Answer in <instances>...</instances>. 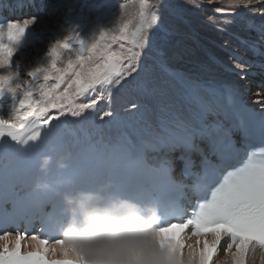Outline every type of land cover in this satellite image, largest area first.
<instances>
[{
    "label": "snow or ice",
    "instance_id": "1",
    "mask_svg": "<svg viewBox=\"0 0 264 264\" xmlns=\"http://www.w3.org/2000/svg\"><path fill=\"white\" fill-rule=\"evenodd\" d=\"M254 6L264 7V0H227L216 7V14L230 17L218 31L228 33L238 24L255 33L235 38L264 57V20L240 13ZM183 7L201 5L184 0ZM119 10L117 24L101 27L91 42L80 33L54 37L44 59L26 73L13 58L42 17L0 22V98L11 100L7 117L0 114V264H90L62 236L75 214L66 197L85 191L155 205L160 223L152 235L170 264H213L221 248L230 264H246L249 250L264 251V150L249 152L255 142L264 144V108L257 112L245 104L239 82L252 74V62L232 53L240 60L229 69L237 73L236 82L186 85L183 109L164 113L155 125L122 122L111 108V90L132 80L149 98L146 77L153 63L174 75L165 57L186 21L173 0H129ZM71 11L68 6L63 23ZM166 16L177 23L169 24ZM65 51L73 53L66 61ZM105 90L108 107L89 130L82 122L96 114ZM138 107L132 103L128 110ZM105 127L117 135L105 140ZM45 155L50 165L42 168ZM58 158L66 161L62 169L51 163ZM43 180L53 187L36 191L35 183ZM186 230L204 239L186 244ZM28 246L34 250H22ZM49 253L59 258L49 259Z\"/></svg>",
    "mask_w": 264,
    "mask_h": 264
},
{
    "label": "bare ground",
    "instance_id": "2",
    "mask_svg": "<svg viewBox=\"0 0 264 264\" xmlns=\"http://www.w3.org/2000/svg\"><path fill=\"white\" fill-rule=\"evenodd\" d=\"M20 1H26L27 3L32 4L31 9H38V10L41 9L38 12H44V10L48 11V9H51L52 11L53 9H56L55 7L64 9V8H67L68 6H71V3H72V0H48V1L46 0V3L43 5L41 0H13V5H16ZM188 2L189 4H191L193 3V0H188ZM194 2L197 4H200L201 7H199L198 9L184 8L183 7L184 0H173L174 4H178L182 8L183 15L186 21V25L185 24L179 25V31L176 34L177 41L181 39L180 40L181 44L176 43L177 42L176 41L175 46L171 47L168 50V53L165 57L167 68L174 75H169V72L165 71L161 67H159L160 69L158 68V71H156L158 77L160 78V80H157V81H160L163 84L168 83V84H165V85H168L167 86L169 87L168 90L163 89L164 90L163 95L161 97H158V94H156L152 90V88H155V87L153 86L151 87L150 85L151 83H148L147 77H146V83H147L148 88L151 90V96L149 98H144L142 89L137 87L136 81L129 80L128 83L123 84L122 86H117L113 88L111 90L112 99H111L110 104H111V108L113 109L117 118L120 121L128 123V124H133L134 126L143 125L145 123H151L152 125H155L158 122L159 117L163 115L164 113L168 111H176V110L183 109L186 85H201V86H207L210 84H225L226 85L229 83L236 82L239 79L235 71L229 70V69H232L235 64H232V62L230 63L227 59H224V57L222 56L219 57L220 60L218 61L222 63H214V62L212 63L211 62V60H214L213 58H215V56L218 58V55L215 53L216 49L213 48L211 50V48L207 46V43L206 44L203 43L204 48H200L197 44L202 45L200 43L201 39L198 37V32L192 28V26L196 22H201L200 23L201 26L209 30L218 31L219 28L225 27V25L222 23V20L225 18H230V17H221L220 15L216 14L215 8L219 7L220 5L227 4V0L219 1V2L216 0H213L212 4H209V0L206 2L205 0H194ZM212 5L215 7L211 8L210 6ZM206 7H210V9L208 10L206 9ZM227 10L230 11V9H227ZM255 12H262V11L256 6L248 10H244V9L240 10V13L244 15L246 18L254 19L257 22L264 20V16H258V15L252 16L251 15L252 13H255ZM45 13L46 12L42 14L43 16V17L41 16L42 19L44 17L49 18L47 16L48 14H45ZM10 17H11V14H6L5 17H2L0 19V22L7 21L10 19ZM166 20L169 24L177 23L174 17L166 16ZM213 21H215V23H213ZM62 23H63L62 20H58L57 22L58 30L66 29L65 23H63V27H61ZM233 28H237L238 31H234ZM239 31L242 34L247 32L240 25L237 24V25L229 26V32L225 33V35L223 34L219 35V36L223 35L222 37L223 41L220 37H217L216 40L218 42L219 40H221L222 41L221 44L227 46V48L229 49L228 52H225L222 48V45L218 43L217 41L212 42L211 39H207V40H210L212 43H214L215 47L217 49L218 48L220 49L223 56H227L232 59L234 58L232 53H235L236 56L244 60L252 62V65L254 64L250 70L252 74L248 75L244 80L239 81L240 84L244 87V89L250 85L248 81L255 78V76L253 75H256L255 79L257 80V84L264 85V82L257 74V73L263 74L264 69H259L255 67V64L258 65L260 64V62L264 61V57L262 58L259 55H254L255 58L252 59L250 56H246V54L251 55L252 52L246 50L245 49L246 47L240 42L239 39H236L235 37H242L244 39H250V38H247L246 36H242L239 33L236 34V32H239ZM50 32H51L50 24L46 20H43L41 25L40 24L36 25L34 29V34H29V36L28 34H26L27 38L25 39H28L29 43L26 44L16 54V57L18 55L22 56L25 53L30 54V50L34 46L38 48V50H40L42 46V39H45L43 36H45L46 34H49ZM219 33L220 32L218 31V34ZM250 33L252 34V36L255 35V33H252V32ZM54 36L56 38H60L59 33H55ZM192 41H195L196 43L198 42L197 44H195L197 45V48H195V45L193 46V44L192 45L188 44V42L192 43ZM39 44L41 45L38 47ZM48 45L49 43L47 44V48H48ZM113 49H114V46H113ZM195 50L199 53H197ZM239 50H242L241 53L239 52ZM69 52L70 51H65L63 55H67L69 54ZM210 56L212 58H210ZM181 59L184 62H180ZM19 63L22 65L25 71L39 64V63H36L35 65H31L30 63H26L24 61H21ZM155 64L153 68H155L157 65L160 66L159 64L155 66ZM173 76L176 78L175 82H177V84L174 83ZM105 93L108 95L107 90H105L104 94ZM249 95H250L249 98L254 100L256 99V97L258 98L263 97L264 91L257 88L255 89V91L250 92ZM79 102H83V99H81ZM108 103L109 102L105 104L101 103L102 110L107 109ZM132 103H138L139 107L136 110L130 111L128 109ZM10 105H11V100L9 97L1 98L0 99V114H3L5 115V117H7L8 111L10 109ZM85 117L88 120L85 118L82 124L84 127L89 128V130H92L93 121H96V123H99V121L96 119V116L95 118H93V120H91V122L89 121L90 116L86 115ZM80 126H81L80 123L72 125V127L74 128H78ZM103 132H104L105 140L113 138L117 135L116 129L114 127L113 128L105 127ZM207 238L209 240L212 239V237H207ZM198 239L202 240L204 238L203 237H199V238L190 237L186 233L184 235V240L186 244L195 245ZM26 249L34 250L30 246L26 247ZM233 251H235V249H233ZM49 255L54 257L51 253H49ZM226 262L227 264H230V254H227L223 250V248H221L219 250L218 256L214 258L213 264H226ZM246 264H264V251L260 250L259 248H257L255 252L249 250L248 255H247Z\"/></svg>",
    "mask_w": 264,
    "mask_h": 264
},
{
    "label": "clouds",
    "instance_id": "3",
    "mask_svg": "<svg viewBox=\"0 0 264 264\" xmlns=\"http://www.w3.org/2000/svg\"><path fill=\"white\" fill-rule=\"evenodd\" d=\"M64 168L66 161H51ZM50 165V157H42L41 167ZM53 187L38 181L36 191ZM75 214L67 218L63 238L75 243L90 264H170L166 253L152 233L160 223L155 205L142 204L119 194L105 196L101 191H85L75 198L66 197Z\"/></svg>",
    "mask_w": 264,
    "mask_h": 264
},
{
    "label": "rangeland",
    "instance_id": "4",
    "mask_svg": "<svg viewBox=\"0 0 264 264\" xmlns=\"http://www.w3.org/2000/svg\"><path fill=\"white\" fill-rule=\"evenodd\" d=\"M206 1H208V0H205V2ZM216 1L219 2V1H226V0H216ZM127 2H129V0H72V3H71L72 11L67 16V23H65L66 24V29H64V30H58L57 22H58V20H62L63 22L65 21L67 8L62 9V8L55 7L56 9H53L52 11H51V9H49L45 13V14H48L47 16L49 18L44 17L42 19V21L46 20L50 24L51 33L53 35L46 34L45 36H43L45 39H42V46H41L40 50H38V48H36L34 46V47L31 48L30 54L29 53H25L24 55H22V56L18 55L17 57L15 55L14 56V61H18V62L24 61L26 63H30L31 65H35L36 63H40L44 59L45 54L47 52V44L50 41H53V38L55 37L54 36L55 33H59L60 38H63L64 36H67V35H71L73 33H80V34L83 35V37L87 41L91 42L94 39V37H96L98 35V31H99V29L101 27L110 28V27H113V26H115L117 24V21H118V18H119V13H120L119 4L127 3ZM137 2H138V0H137ZM149 2L150 3H155L156 0H149ZM176 5H178V4H176ZM66 6H67V4H66ZM210 7L213 8L215 6L212 5ZM210 7H206V9L209 10ZM258 8L261 11H264V7H258ZM200 23L201 22H196L192 26V28L195 29L198 32V37L201 39L200 43L202 45L197 44L198 42L196 43L195 41H192V43L188 42V44H191V45L193 44V46L195 44H197L200 48H204V44L203 43H205V44L207 43V46L210 47L211 50L213 48L216 49L215 53L218 55V58L215 56V59L220 60L219 57L222 56V57H224V59H227L230 63L232 62V64H237V62L239 63L240 60H238L236 58H232L231 59V58H229L227 56H223L222 52L220 51V49L219 48L217 49L215 47L214 43H212V42H216L217 41L216 40L217 37H220L222 39V41H223L222 37H223V35H225V33H221L219 31L220 33L218 34V31H216V30H209V29L203 28ZM233 30L234 31H238L237 28H233ZM237 33L241 34L242 36H246L247 38H251V37L254 38L255 37V35L252 36V34L250 32H245V33L242 34L239 31V32H236V34ZM220 34H223V35L219 36ZM227 36H228V34H227ZM176 37H177V35H175V37L173 39V46H175L176 43H178V44L180 43L181 39H179L177 41ZM207 39H211L212 42L210 40H207ZM222 41L219 40V42L218 41L217 42L221 44ZM73 43H75V41H73ZM40 45L41 44H39L38 47ZM197 45H195V48H197ZM113 46H114V49L118 47V46L116 47V45H113ZM200 48H199V50H200ZM245 49L248 50L247 48H245ZM241 51L242 50H239L240 53H241ZM197 53H199V52H197ZM244 54H245V52H244ZM71 55H73L72 52H69V54H67V55H63L64 61H66L68 59V57L71 56ZM246 56H250L252 59L255 58V56L252 53H251V55L250 54H246ZM182 58H184V57H182ZM210 58H212V57L210 56ZM180 62H184V61H182V59H181ZM211 62L213 63V60H211ZM154 64H152L151 67H150V71H149V73L147 75V79H148V83H151L150 84L151 87L152 86L155 87V88H152V90L156 94H158V97H161L163 95V93H164V90H166V89L168 90L169 87H167L168 85H165V84H168V83H164L163 84L162 82L157 81V80H160V78L158 77L156 71H158V68L160 66L155 64V66L157 65L158 67L156 66L155 68H153ZM156 68H157V70H156ZM21 71H22V73H26V71L24 70L22 65H21ZM253 76H255V78H256V75H253ZM23 78L24 79H30L26 75H24ZM255 78H253V79L256 80ZM155 79H156V81H155ZM175 79L176 78L174 77V79H173L174 83L177 84V82H175ZM253 79H251L248 82L250 83ZM174 86H175V84H174ZM107 96L108 95L105 93V101L102 102V103L105 104V103L108 102V97ZM99 111H103L102 107H101V104L98 105V108L96 110V114L88 115V116H90L89 117V121L90 122H91V120H93V118H95V116H97ZM85 118H84V120H85ZM256 254H257V252H256Z\"/></svg>",
    "mask_w": 264,
    "mask_h": 264
}]
</instances>
